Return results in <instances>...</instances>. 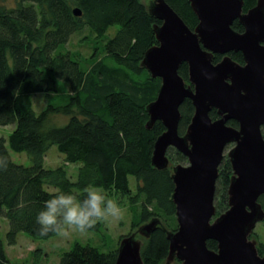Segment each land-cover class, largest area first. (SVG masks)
Instances as JSON below:
<instances>
[{"label": "trees", "instance_id": "trees-1", "mask_svg": "<svg viewBox=\"0 0 264 264\" xmlns=\"http://www.w3.org/2000/svg\"><path fill=\"white\" fill-rule=\"evenodd\" d=\"M164 1L190 30L196 27L198 20L188 0ZM256 1L244 0L243 12L252 9ZM74 9L81 12L80 17L74 16ZM160 25L140 0H16L13 7L0 0V127L15 125L7 139L0 136V155L8 160L7 169L0 171V218L8 222L9 246L16 244L21 233L44 241L58 236L54 232L41 236L36 223L45 201L57 191L82 200L86 187L98 186L112 198L129 195V178H133L132 230L154 219L162 225L142 245V262L166 264L169 242L165 231L178 229L171 199L172 167L158 171L151 165L154 143L165 129L160 122L146 129V107L156 99L161 81L141 66L145 52L157 45L153 28ZM111 28L115 33L109 38ZM232 29L243 32L237 21ZM84 33V39L93 43L92 55L98 53L89 66L65 49L73 36ZM229 56L243 64L240 53ZM221 59L215 55L213 64ZM178 74L188 83L186 64L180 66ZM62 83L67 87L64 106H54L50 99L36 114L33 96L52 97ZM179 112L178 134L183 136L194 114L191 102L185 100ZM52 113L67 117V123L47 127ZM209 115L218 119L215 111ZM227 125L237 127L234 121ZM52 147L63 155L65 166L45 167ZM10 152L26 154L30 165L15 164ZM168 158L170 164L187 162L173 149L168 150ZM70 165H79L75 180L68 172ZM218 172L214 206L217 197L225 205L222 209L215 206L216 216L228 209L227 188L232 175L228 159L221 162ZM259 203L264 210V196ZM88 232H101L100 223ZM130 235L121 237L106 252L75 243L61 253L58 264H115L119 242ZM207 248L216 251L217 244L208 241ZM257 252L260 255L258 248ZM0 264H8L1 238Z\"/></svg>", "mask_w": 264, "mask_h": 264}, {"label": "water", "instance_id": "water-1", "mask_svg": "<svg viewBox=\"0 0 264 264\" xmlns=\"http://www.w3.org/2000/svg\"><path fill=\"white\" fill-rule=\"evenodd\" d=\"M198 24L190 30L164 0H154L147 13L161 22L153 28L157 45L141 62L161 85L156 99L146 107L151 130L160 122L165 131L156 139L151 165L158 171L170 167L168 150L187 160L171 168L172 201L178 229L166 232L169 257L166 264H264L250 240L264 221L259 198L264 196V0L243 12L244 0H188ZM81 16L78 9L73 10ZM237 21L243 28L235 32ZM240 53L243 65L229 54ZM215 55L222 56L213 64ZM188 67V83L178 74ZM189 100L194 114L186 133L178 134L179 108ZM215 111L218 119L212 120ZM234 121L238 128L227 125ZM227 152L232 176L227 188L228 209L216 217L214 196L218 169ZM162 228L151 220L118 245L115 264H143L142 244ZM217 250L207 248V242Z\"/></svg>", "mask_w": 264, "mask_h": 264}, {"label": "rangeland", "instance_id": "rangeland-1", "mask_svg": "<svg viewBox=\"0 0 264 264\" xmlns=\"http://www.w3.org/2000/svg\"><path fill=\"white\" fill-rule=\"evenodd\" d=\"M8 7H13L16 3V0H1ZM154 0H140V2L148 8L149 5ZM115 33V28H111L108 31L107 37H112ZM87 34H80L73 36L70 42L66 45L65 49L69 50L81 60L84 65L89 66L92 64V61L97 57L92 55L93 43L91 40H85ZM91 55L93 59H91ZM101 55H99L100 57ZM57 92L53 94L52 97H47L44 94H37L32 98V108L36 114H39L44 110L48 104V101H51V104L54 106L63 107L66 103L67 97V87L62 83L58 85ZM68 121V118L62 115L61 113L50 114L47 122V127H62ZM15 125L0 127V136L7 139L10 133L14 130ZM264 135V132H263ZM230 149V147H229ZM227 151L225 152V155ZM11 158L15 164L29 166L30 161L26 154H16L10 152ZM182 165L186 166L187 162L182 163L179 161H174L170 164L171 167ZM59 166H65L63 155L57 151L56 147H52L45 158V167L46 168H57ZM79 165H70L68 166L69 174H72L73 179L76 178V172ZM129 184L131 193L129 195H116L112 197L115 199L120 207L123 209V216L119 220H104L100 221L101 232L93 233H79L72 231L70 236L67 238L56 236L49 240H34L28 237L25 234H19L17 242L14 246H9L6 243V233L8 231V222L4 218H0V238L4 243L5 253L8 259V264H58L60 260L61 253L68 251L75 243H79L83 246H91L98 248L101 251H108L112 247L116 246L121 237L127 236L129 234L135 233L137 230H132L131 223L134 219L135 206L131 202V197L136 192V182L133 178H129ZM223 201L220 197L215 199V206L223 208ZM218 217V214L217 216ZM136 240L139 241L142 245L145 243V240L141 235H136ZM251 241L256 243V247L261 251V257H264V221L258 223L250 237ZM263 254V255H262ZM173 262V261H172ZM171 264H177L173 262Z\"/></svg>", "mask_w": 264, "mask_h": 264}, {"label": "clouds", "instance_id": "clouds-1", "mask_svg": "<svg viewBox=\"0 0 264 264\" xmlns=\"http://www.w3.org/2000/svg\"><path fill=\"white\" fill-rule=\"evenodd\" d=\"M7 167V157L0 155V171ZM122 216L123 209L115 199L108 197L101 187L88 186L82 200L71 193L57 191L45 201L36 216V223L40 226L41 236L54 232L67 238L72 231L87 233L100 221L119 220Z\"/></svg>", "mask_w": 264, "mask_h": 264}, {"label": "flooded vegetation", "instance_id": "flooded-vegetation-1", "mask_svg": "<svg viewBox=\"0 0 264 264\" xmlns=\"http://www.w3.org/2000/svg\"><path fill=\"white\" fill-rule=\"evenodd\" d=\"M241 65H243V64H241ZM213 121H214V120H213ZM236 124H237V123H236ZM237 128H238V124H237L236 129H237ZM263 132H264V127L261 128V133H262V135H263ZM263 136H264V135H263ZM229 147H230V149H231V148L233 147V145H229V146L226 148V151H227V152L230 150ZM226 155H227V154H226ZM226 155H225V153H224V158H223V160H224V159H228ZM223 160H222V161H223ZM231 170H232V169H231ZM231 176H232V175H231Z\"/></svg>", "mask_w": 264, "mask_h": 264}]
</instances>
